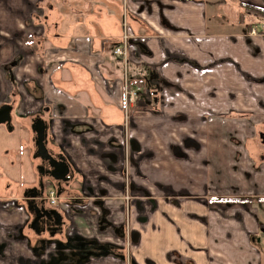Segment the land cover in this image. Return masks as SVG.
I'll return each mask as SVG.
<instances>
[{
	"label": "crops",
	"instance_id": "0c3cea01",
	"mask_svg": "<svg viewBox=\"0 0 264 264\" xmlns=\"http://www.w3.org/2000/svg\"><path fill=\"white\" fill-rule=\"evenodd\" d=\"M229 2L0 0V105L29 155L41 118L74 170L67 234L125 250L83 264H264V36L249 33L264 18L244 6L264 0ZM126 81L142 87L127 118ZM4 227L1 264H35Z\"/></svg>",
	"mask_w": 264,
	"mask_h": 264
},
{
	"label": "flooded vegetation",
	"instance_id": "af4514ba",
	"mask_svg": "<svg viewBox=\"0 0 264 264\" xmlns=\"http://www.w3.org/2000/svg\"><path fill=\"white\" fill-rule=\"evenodd\" d=\"M3 103L1 106H3ZM1 116V114H0ZM34 120L32 129H33V137L31 138L33 143V152L31 154V168H32V178L31 180H27L26 182L22 183H15L18 187L14 186V182L16 180L12 178L14 182L10 184L9 188L10 193L6 196L0 197V217L2 213L10 212L11 216L18 217L17 211L22 213L23 221L19 227L16 228L15 225H2L0 221V228L3 226L5 230L2 231V236L4 239H8L9 243L12 244L13 242L19 239H25L28 243L29 238L34 239V243L31 245L28 243V246L31 248L30 251L33 254L34 248L40 246L43 242H45V248L41 250L42 255H47L46 258L41 260L43 264H62L65 261H70L72 264H76L78 262L76 259L77 256V249L68 248L65 249L62 247L58 240L68 238H76L79 236L75 235H68L67 234V219L68 217L72 218L75 212L80 211V209L76 208L74 205L80 199L77 195L73 193V183H74V170L72 169L71 165L69 164L66 155L62 153L60 149H58L51 137L49 136V127L46 124V138H45V146L50 153L51 157H46L42 150H38L35 144V121ZM44 123H46L44 121ZM3 124L4 127H8L10 131H14V127L12 124V116L10 113V121ZM63 155L65 157V161L69 166V175L70 178L67 182H60L52 179L50 173H52L51 164L54 162V159L59 160L60 156ZM1 179L3 176H0ZM5 177V176H4ZM1 182V180H0ZM13 186V187H12ZM52 186V191L56 194L58 201L54 204H51L48 200L49 192L48 188ZM14 194V196L10 194ZM61 202L62 206H56L58 202ZM72 205V206H71ZM84 205V204H82ZM71 208V215H68L67 208ZM75 207V208H74ZM1 220V219H0ZM19 222V223H20ZM17 226V224H16ZM27 233L29 235L27 238L24 234ZM65 236V237H64ZM24 237V238H23ZM48 241V242H47ZM1 242V241H0ZM4 243L1 249L0 246V256L3 257L4 249L7 248L8 243L2 240ZM1 242V243H2ZM75 251V252H74ZM74 252V253H73ZM65 256V257H64ZM96 256V255H91ZM90 258V256L86 259V261ZM122 258V257H121ZM9 261H12L13 258L7 257ZM58 259V262L56 261ZM77 263V264H78Z\"/></svg>",
	"mask_w": 264,
	"mask_h": 264
},
{
	"label": "rangeland",
	"instance_id": "374dc122",
	"mask_svg": "<svg viewBox=\"0 0 264 264\" xmlns=\"http://www.w3.org/2000/svg\"><path fill=\"white\" fill-rule=\"evenodd\" d=\"M229 1L230 0H227L228 5H226V7L230 9V12H233L234 10H232L230 8L231 3ZM124 5H125V3H124ZM126 8L127 7L125 5L123 7V14L126 13L125 12L127 10ZM229 17H231V16H229ZM127 19L129 22V18H127ZM262 22H264V21H259L256 23V25L260 26ZM121 23H122V19H121ZM121 31H122V29H121ZM133 86H137V84H135V85L130 84V87H133ZM50 137H51V134H50ZM26 141H27V132H25L24 130H20L17 128L14 131L13 130L10 131L8 129V127H4L3 124L0 125V176L14 178L19 183H22L23 181L26 182L27 180H31V178H32L31 177L32 176V168H31L32 160L29 157L31 155H29V152H28L30 147L27 148L26 146L23 145L24 143H26ZM0 180H1V177H0ZM5 181L6 180L4 179L3 183H5ZM14 186L18 187L17 185H15V183H14ZM50 190H52V186H49L48 191H50ZM10 195L14 196V194H12V193ZM62 205L63 204L60 201L56 204V206H58V207L62 206ZM69 209H70V211H68V215H71L72 210H71V208L68 207L67 210H69ZM67 227H69V228L73 227V223H72V220L70 217H68V219H67ZM29 233L30 234H28V235H27V233H25L27 235L26 236L23 232V234L27 238H29L30 237L29 235H31V232H29ZM92 239H94V238H92ZM19 240H18V242H21L23 244H24V242H25V244L27 243L25 241V239H23V240L19 239ZM69 240H70V238L66 237L63 240L62 239L58 240V242L60 245H62V247H66V244H68ZM28 243L32 245L34 243V240L32 238H29ZM28 243H27V246H28ZM81 243H82V241H81ZM44 245H45V242H43L42 244H40V246H37V248H34V250H33L32 259H33L35 264H42L41 260L44 259V257L46 258V256H47L46 254L45 255L41 254V250H43L45 248ZM29 246L27 248H30ZM76 249L78 250V248H76ZM20 258H24V257L22 255H20ZM56 261L58 262V259H56ZM0 264H1V261H0ZM9 264H13V263L9 262ZM14 264H33V262L30 261L29 257L28 258L25 257L24 260H22V261H20V259H18L17 261L14 262ZM79 264H81V261L79 262Z\"/></svg>",
	"mask_w": 264,
	"mask_h": 264
},
{
	"label": "built area",
	"instance_id": "2783aa9c",
	"mask_svg": "<svg viewBox=\"0 0 264 264\" xmlns=\"http://www.w3.org/2000/svg\"><path fill=\"white\" fill-rule=\"evenodd\" d=\"M126 13L122 16V23H121V34L120 38L117 44L113 46L112 54L115 58H117L122 66H126L128 62V54H127V47L129 43V39L131 37V29L128 22V11H125ZM249 33L251 35H263L264 36V22L261 23L260 26H257L256 24L252 25L249 29ZM125 79H126V73H125ZM126 83V90H125V102H124V115L127 118L128 112L130 107H133L139 98V95L142 91V87L137 85L133 87H129L130 83L128 81ZM48 200L51 204H54L58 201V198L54 191H50L48 195Z\"/></svg>",
	"mask_w": 264,
	"mask_h": 264
},
{
	"label": "trees",
	"instance_id": "16d2710c",
	"mask_svg": "<svg viewBox=\"0 0 264 264\" xmlns=\"http://www.w3.org/2000/svg\"><path fill=\"white\" fill-rule=\"evenodd\" d=\"M246 10L252 11L256 13L257 15L261 16L264 18V9L260 8L258 6L254 5H249V4H244ZM216 200H235L233 198H218ZM104 219H101V222H103ZM101 226V223H100ZM73 240V241H72ZM71 241V242H70ZM82 241V243H81ZM70 242V243H69ZM68 244H66L65 249L68 248H78L76 250L78 258L76 259L77 261H81V264H83L86 259L91 256V255H105V254H113L115 256L123 257L124 256V248L117 246L115 244L109 243V242H98L95 239L92 238H81V237H76V238H71L69 240ZM62 246V245H61ZM84 250V251H83ZM75 252V251H74ZM73 252V253H74Z\"/></svg>",
	"mask_w": 264,
	"mask_h": 264
},
{
	"label": "water",
	"instance_id": "95a60500",
	"mask_svg": "<svg viewBox=\"0 0 264 264\" xmlns=\"http://www.w3.org/2000/svg\"><path fill=\"white\" fill-rule=\"evenodd\" d=\"M10 105L4 104L0 107V123H6L10 121ZM46 123H44L43 119H37L35 121V144L38 150H42L45 156L51 157L45 146V138H46ZM52 158V157H51ZM52 167V173L50 176L52 179L60 182H67L70 178L69 175V166L65 161V157L63 155L60 156L59 160L54 159V162L50 163Z\"/></svg>",
	"mask_w": 264,
	"mask_h": 264
}]
</instances>
